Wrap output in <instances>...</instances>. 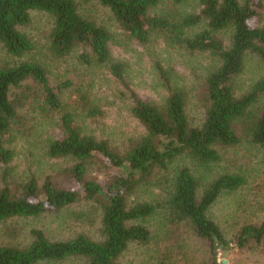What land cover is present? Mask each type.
Listing matches in <instances>:
<instances>
[{
	"label": "trees",
	"instance_id": "trees-1",
	"mask_svg": "<svg viewBox=\"0 0 264 264\" xmlns=\"http://www.w3.org/2000/svg\"><path fill=\"white\" fill-rule=\"evenodd\" d=\"M82 0L99 3L118 27L142 45L154 37L168 46L207 54L217 67L197 85L195 101L201 116L191 113L192 94L174 71L158 65L165 91L162 104L144 100L127 79V65L114 58L115 35L84 16L77 0H0V163L5 166L0 190V226L7 243L0 244V264H120L133 244L148 245L153 233L145 224L158 213L177 228L187 225L204 241L211 264L219 261V246L230 242L208 213L224 194L248 183L243 168H229L225 152L238 147L257 150L264 161V0ZM196 3L197 12H183ZM32 12L48 15L52 26L42 58L23 31ZM230 34L229 43L223 35ZM250 59L263 74L245 90L240 77ZM66 63L64 76L54 65ZM86 68H105L130 96L131 113L144 133L124 149L84 132V120L97 121L105 112L84 85ZM260 70V69H259ZM53 77L55 85L52 84ZM48 124L62 133L49 139L48 157L67 160L63 172L76 189L59 186L53 177L42 184L31 178L20 191L10 181L14 151L10 144L26 121ZM103 170V179L94 173ZM75 206L84 210L72 211ZM69 212L75 222H100V240L80 233L51 240L31 229L28 243L16 224ZM234 243L244 249L264 245V222L243 226ZM155 264H173L165 258Z\"/></svg>",
	"mask_w": 264,
	"mask_h": 264
},
{
	"label": "rangeland",
	"instance_id": "rangeland-1",
	"mask_svg": "<svg viewBox=\"0 0 264 264\" xmlns=\"http://www.w3.org/2000/svg\"><path fill=\"white\" fill-rule=\"evenodd\" d=\"M80 4L81 13L100 24L105 25L114 35L111 52L114 58L127 65V79L132 88L146 101L162 104L166 94L162 87L158 65L174 71L179 85L185 87L193 97L191 113L193 117L201 116V107L196 104L194 95L198 82L200 83L209 72L217 67V62L207 54H193L179 47L168 46L161 38L154 37L147 45H142L131 40L116 23L111 14L99 3ZM163 6L171 4V0H162ZM183 12H197L196 3L186 4ZM32 23L24 28L32 41L37 45L36 58H42L43 45L52 26L51 18L40 12H32ZM260 26L264 25V14L260 19ZM229 43L230 34L223 35ZM4 58V51L0 46V61ZM70 69L66 63L54 65V74L64 76ZM260 69V70H259ZM263 74L257 61L250 59L246 71L240 77L241 84L246 90L250 84ZM53 77L52 84L55 85ZM84 85L90 90L92 99L105 112L103 118L97 121L84 120V132L96 136L98 139L107 140L114 148L124 149L131 138L144 133V128L131 113L130 96L124 87L105 68H86L83 73ZM15 138L11 141L14 159L11 163L12 188L20 191L21 186L31 178L38 179L42 184L50 176L56 183L67 189L78 188L77 183H72L63 174L71 166L67 160L52 159L46 154V145L49 139L61 138L62 133L55 127L43 124L38 125L33 121H26V126L19 125ZM226 151L225 158H230L229 168H243L248 183L235 193L224 194L209 210V217L222 229L226 240L230 242L231 249L228 256L226 250L220 249L219 261L224 264H264V245L252 243L249 247L241 249L234 243L240 229L245 225H260L264 222V161L257 150L248 147H238ZM5 166L0 163V190L3 183ZM95 172L94 176L103 179L105 171ZM83 206H75L72 211L84 210ZM163 214L158 213L145 224L153 233V240L148 245L133 244L126 254L121 257L120 264H155L166 259L173 264H211L208 245L197 238L187 225L177 228L163 219ZM13 225L22 234L20 241L28 243L26 237L33 228L44 230L53 240H68L77 234L83 233L94 240H100V222L95 224L73 221L68 211L60 214L46 215L40 219H21ZM0 226V244L7 243ZM67 264H81L69 262Z\"/></svg>",
	"mask_w": 264,
	"mask_h": 264
},
{
	"label": "water",
	"instance_id": "water-1",
	"mask_svg": "<svg viewBox=\"0 0 264 264\" xmlns=\"http://www.w3.org/2000/svg\"><path fill=\"white\" fill-rule=\"evenodd\" d=\"M219 248H220V249H223L224 246H223V245H220ZM228 254H229V251H226V252H225V256L227 257ZM226 262H227L226 260L223 261L224 264H226Z\"/></svg>",
	"mask_w": 264,
	"mask_h": 264
}]
</instances>
